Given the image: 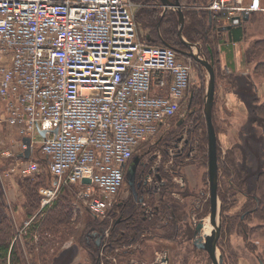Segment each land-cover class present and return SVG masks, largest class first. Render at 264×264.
<instances>
[{"label":"built area","instance_id":"obj_1","mask_svg":"<svg viewBox=\"0 0 264 264\" xmlns=\"http://www.w3.org/2000/svg\"><path fill=\"white\" fill-rule=\"evenodd\" d=\"M138 6L132 0H0V121L22 139L44 131L39 148L57 184L41 189L42 205L61 184H73L83 207L105 216L135 152L186 97L192 67L179 56H190L142 41ZM207 8L218 13L217 23L234 26L260 6L258 0H213ZM28 161L23 174L38 170Z\"/></svg>","mask_w":264,"mask_h":264},{"label":"rangeland","instance_id":"obj_2","mask_svg":"<svg viewBox=\"0 0 264 264\" xmlns=\"http://www.w3.org/2000/svg\"><path fill=\"white\" fill-rule=\"evenodd\" d=\"M132 1L139 5L136 9L137 12L141 6L138 2ZM249 2L250 0H241L243 5ZM161 6L164 9L163 5ZM261 6L264 8V0H261ZM257 13L259 14L254 17V20L244 25L246 27L244 39L233 46L231 45L232 58H229L227 49L222 50L220 48L222 45L228 47L226 33L218 34V37L216 36L211 44L214 48L213 51H218L213 59L215 95L212 116L218 144L219 178L217 190L221 202V214L218 217L220 228L216 243L223 256V264H264V220L252 214L258 207V200L249 199L250 196L260 198L257 179L264 171V113H260V110L257 109L264 102V70L256 72L254 67L255 62L258 63V61L255 60L247 64L244 56L245 50L250 48L255 40L264 37V11ZM137 29L142 38L144 33H142L138 23ZM217 38L223 44L216 43ZM194 43L197 44L196 49L195 47H188V50L190 52L195 51L202 57L204 54L209 59L204 51L203 43L198 41ZM179 58L190 63L192 67L191 81L186 97L171 121L163 126L157 135L141 148L140 152L137 150L134 157L139 156L140 159L148 162L147 168L151 171L150 182L157 173L163 175L166 172L171 177L169 181L173 184V190L177 191L175 196L181 197L179 193L185 196L182 204L185 205L186 209L185 227L189 231V236L186 243L178 240V247L174 250L175 252L172 250L176 264H182L181 261L184 258H186V264H214L213 257L208 251L194 245L195 239L200 237L203 231L195 236L196 225L206 220L211 221L212 215L207 138L206 159V153L198 147L202 138L207 137L208 133L204 100L209 84V73L193 57L188 59V57L179 56ZM260 60L264 61V51ZM192 92L201 96L202 105L196 106L195 100L190 102L189 93ZM197 115L198 121H196ZM181 120L185 121L181 128L176 130L177 123ZM166 130H175L174 137L176 136V138L182 137L181 132L186 134L177 143L178 147L169 149L167 155L160 151L163 149L162 145H158ZM191 135L194 144L189 142L188 145H185L186 137L192 142ZM30 138L34 139L36 144L32 147L29 159L38 163V170L32 174H23L22 171L29 161L18 156L25 150L21 136L15 128L0 121V215L7 217L14 226V230L17 232L16 236L21 240L29 264H33L31 259L37 260L36 252L31 253L27 249L23 237L26 236V229L32 225L31 222L33 220L41 222L43 217L48 219L46 221L49 225L44 230H42L43 228L35 230L34 240L32 239L35 243L40 239L39 245H41V239L46 238L43 245L47 250L40 248L41 259L39 258L38 264H88L89 255L78 243L77 236L75 234V237L66 236L65 233L61 241L59 231L64 232L67 227L80 230L84 219L91 216L92 213L83 207L78 195L79 188L75 193L73 189L65 188L69 184H61L53 200L48 205H42L41 189L50 187L53 183L55 185L57 181L45 169V160L39 150L41 135L37 132L33 136L30 135ZM188 148L189 150H187ZM6 152L11 155H7ZM181 152L185 155L188 153L189 156L182 157L183 155L180 154V159L176 160L174 156ZM234 163L241 171L240 177L233 173L234 166L232 165ZM45 173L48 175L38 179L37 176ZM31 188L35 190L38 207L31 204L29 194ZM64 188L66 190L62 191ZM60 193L67 195L68 200L71 197L74 200H72V206L75 207L76 213L69 225L64 222L63 226H58V223L52 222L50 219L52 208L58 202ZM127 193V188L122 187L119 197H125ZM41 231L44 232L39 238ZM94 235L97 238L90 240L98 241L101 238L98 234ZM146 240V246L137 247L131 256L132 258L130 257L132 260L135 259L134 264H166L163 260L167 257L165 254L167 250L158 251L155 241L147 237ZM49 244L52 246L48 247Z\"/></svg>","mask_w":264,"mask_h":264},{"label":"trees","instance_id":"obj_3","mask_svg":"<svg viewBox=\"0 0 264 264\" xmlns=\"http://www.w3.org/2000/svg\"><path fill=\"white\" fill-rule=\"evenodd\" d=\"M138 2L141 7L138 9V11L135 14L136 22L138 23V26L140 29H142L143 36L140 39L142 41L147 42L148 44H155V45H167L170 47L179 46V48H185V45L181 41V39L178 36V26H179V13L176 10L169 9L164 13L162 9V3L161 0H134ZM175 1V0H172ZM180 4L182 6L184 15H185V24L183 27V35L184 37L191 41V42H201L204 46V51L209 56V59L213 61L218 51H213L214 48L212 47V41L216 39V36L218 37V34L226 33L227 38L226 42L228 43V47H223V45L220 47L222 50H228V56L229 58H232V49L231 45H235L236 43L242 41L246 35V27L244 26L246 23L251 22L254 20L255 16H257V12L251 13L248 20H242V22L238 25L232 26L229 30H221L220 28L223 25V23H217V18L219 17L218 13L211 12L207 7L213 0H179ZM213 37V38H212ZM218 39V38H217ZM216 41V40H215ZM216 43H222L220 39L216 41ZM224 48V49H223ZM264 51V37L255 40L251 47L247 48L245 50L244 56L246 63H252L255 60L258 61L255 62L254 70L256 72H260L264 70V61L260 60V56ZM218 56V55H217ZM237 85V83H236ZM190 96V102L195 100V105H202V98L199 94H193L189 93ZM260 110V113H264V102L259 105L257 108ZM196 121H198V115L196 117ZM198 127V123H197ZM174 131L175 130H166L164 133L162 139L158 142V145L161 146L163 149H160L161 152H163L165 155L168 154L169 149L175 147V138L174 137ZM191 134V133H190ZM173 136V137H171ZM206 138L208 140V133L207 137L202 138V142L198 145L202 150V152H205V159L207 157V146H206ZM192 140V135H191ZM195 140V138H194ZM194 144V141H190V144ZM40 152L43 154L41 149L39 148ZM189 150V148L187 149ZM180 154L184 156H189L188 153L186 155L184 153H178L175 157V159H180ZM19 156V155H18ZM21 159L22 157L19 156ZM44 157V164L45 169H47V172L49 175L53 176V178L56 180V177L51 173L49 169V161L47 157L43 154ZM24 160L28 161L30 159H26L23 157ZM188 158V157H186ZM233 168V173L237 175V177L241 176V171L238 169L237 165L235 166V163ZM48 173H45L43 175L37 176L38 179H42L44 175H48ZM166 172L163 173L162 177L166 176ZM233 174V175H234ZM54 183L52 186L53 187ZM49 187V186H47ZM66 189H73L74 193L77 191V188L79 186L69 184L68 187L65 186ZM62 189V191L66 189ZM257 188L258 192L260 193V198L249 197V199H256L258 200V207L252 212V214L259 218L264 220V171L261 172V174L258 176L257 179ZM30 194V200L31 204L38 207V200L35 193L34 188H31ZM27 190V191H30ZM162 191L164 192L163 195H169V200L167 201V204H169L171 210L177 214V220L175 222L171 223L169 226H167L163 231L165 233V236H170V238L173 241L180 240L181 242H186L187 238L189 236V231L185 227L186 224L182 222L181 219V212L178 210L177 206L174 204L173 199L170 195V192H177L176 190H173V184L168 187H162ZM36 196V198H35ZM70 198V197H69ZM72 200L73 198L68 200L67 195L64 193H60V197L58 202H56L54 207L52 208V215H50V219H52V222L58 223V226H63L65 223H71L75 216V207L72 206ZM70 201V202H69ZM74 201V200H73ZM116 204V203H115ZM164 206L168 208V205ZM33 209V208H32ZM44 210V209H43ZM113 208L108 212L107 218H101L97 215L92 214L91 216H88L84 219L83 225L80 227V230H76L72 227H67L64 232L62 230L59 231L60 234V240L62 241L65 233L66 236H77L78 243L80 246L87 251L88 253V264H102V259L104 258L102 254V241L98 244L97 240H90L97 238L93 233L95 231H98L99 229L105 230L106 228H109L111 231V237L108 238V243L106 245V251L116 257L122 260L124 264H130L129 259L133 255L135 251L130 249H122L124 246H130L133 244H140V246L143 243V234L148 232L149 230H152L155 227L156 220H141L140 218H137L133 220L129 225L128 223H116L112 217L115 215L113 212ZM41 213V212H40ZM39 215V213H38ZM37 215V216H38ZM47 218L43 217L41 218V222L39 220H33L31 222V226L26 229V236L25 238V246H27V249L31 251V253L36 252L37 260L31 259V262L33 264H38V261L40 262L41 255H40V248H43L45 251V244L44 241L46 238L41 239V245H39L38 242H33L32 239L34 238V233L37 230H44L47 225H49ZM178 222V229H176L175 223ZM65 222V223H64ZM73 223V222H72ZM36 230V231H35ZM121 230H125L126 232H129L131 235H126L123 237L121 236ZM44 231H41L39 234V238L42 237ZM30 233V234H29ZM69 233V234H68ZM75 234V235H74ZM17 232L14 230V226L10 223L9 219L7 217H4L0 215V264H29L28 259L26 258L24 254V249L22 248L23 245L21 243V240L18 239L16 236ZM30 236V237H29ZM30 239V240H29ZM34 240V239H33ZM40 246V247H39ZM49 246H52V244H49ZM142 247V246H141ZM38 251V252H37ZM106 252V253H107ZM105 253V254H106ZM35 255V254H34ZM40 258V259H39ZM182 264H186V258L182 259ZM121 263V264H123Z\"/></svg>","mask_w":264,"mask_h":264},{"label":"flooded vegetation","instance_id":"obj_4","mask_svg":"<svg viewBox=\"0 0 264 264\" xmlns=\"http://www.w3.org/2000/svg\"><path fill=\"white\" fill-rule=\"evenodd\" d=\"M183 44L185 45V48H179V46L177 45L174 46V48L178 51H182L183 53L190 52L188 50V47L190 46H188L185 43ZM184 121L181 120L177 123L176 130L181 128V125H183ZM185 135L186 134L184 132H181L182 137L176 138L175 147H178L177 143L180 142L185 137ZM189 142H190L189 138L186 137L185 145H188ZM134 158L130 161V163L128 164L125 170V180H124L123 187L127 188L128 193L125 197H119V194L117 195V198L115 201L116 204L114 203L113 206L111 207V209L112 208L114 209L113 212H115L114 213L115 215L112 217V219H114L116 223H120V224L128 223L127 225L133 222L134 219L137 220V218H140L141 220H144V221L148 219L156 220L155 227L152 230H149L148 232L143 234L144 239L142 240L143 243L141 246H146L147 244L146 237L149 239H152V241H155L154 243H156V245L158 246V249H157L158 251L159 250L165 251V249L167 250L165 251L166 252L165 254L167 255V257L164 258L163 261L166 262V264H176V259H175L173 251L176 249V247H178V241H173L170 238V236H165V233L163 231L167 226L175 222V220H177L178 218L177 214L173 212V210L169 209L170 206L169 204H167V201L169 200V195L168 194L163 195L164 192L162 191V187L171 186L172 182L169 181L171 177L168 174H166L165 177H162V175H159L157 173L155 178L150 182L149 178L151 176L150 175L151 171L149 168H147L148 162H146L144 159H140L139 164L136 167V175H135L134 183L133 185H131L129 183V180H127V171H128V168L131 162L134 160ZM158 172H159V169H158ZM156 180H158L159 182H157ZM175 194L176 192H172V191L170 192V195L173 199L174 204L177 206L178 210L182 213L181 214L182 222L186 223V212H185L186 209H185V205L182 204L185 199V196L179 193L182 197L181 198V197H176ZM164 204L168 205L169 207L166 208ZM108 212L106 213L105 216L101 218H105V217L107 218ZM178 222L179 220L175 223L176 229H178L179 227ZM94 234H98L101 237L97 241L98 244L102 241L101 251H102L104 258L102 259L101 263L102 264H121L123 263L122 260L110 255L106 251V245L108 243V238L111 237L110 229L109 228H106L105 230L99 229L98 231H95ZM126 235L130 236L131 234L129 232H126L125 230H121L120 237H123ZM194 245L196 246L195 242H194ZM139 246L140 244L137 243V244H133L130 246L126 245L122 249H130V250L136 251L137 247ZM131 258L129 259V262L131 264H134L135 259L132 260Z\"/></svg>","mask_w":264,"mask_h":264},{"label":"water","instance_id":"obj_5","mask_svg":"<svg viewBox=\"0 0 264 264\" xmlns=\"http://www.w3.org/2000/svg\"><path fill=\"white\" fill-rule=\"evenodd\" d=\"M162 5L164 7V13L168 9L176 10L179 13V26H178V35L182 39L183 43L187 44L191 48L195 47L196 49V43L191 42L184 38L183 36V27L185 24V15L182 9V6L180 4L179 0H161ZM245 19H248V16H246ZM232 26L226 25L222 26L221 30H229ZM186 55L193 57L196 61L200 62L208 71L209 73V84L207 87V92L205 95L204 100V111L206 116V122H207V132H208V144H209V175H210V198L212 203V215H211V224L213 226L211 232L209 234L205 235V240L203 238L197 237L195 239V244L197 247L205 249L208 251L211 256L213 257L214 264H223V256L218 250V245L216 243V237L218 235V231L220 228V224L218 223V217L221 214V202L218 196V178H219V168H218V160H217V150H218V144H217V135L216 130L213 123V116H212V110L214 105V95H215V70L213 61L208 59L204 54L203 57L200 56L197 52L191 51L188 53H185ZM41 135H44V131L41 132ZM22 142L27 145V148L25 151L19 154V156H23L26 159H29L31 157V139L28 137H25L22 139ZM140 161V157L137 156L134 158V160L131 162L128 171H127V177L129 180V183L133 185L135 175H136V167L138 166ZM84 183H90L89 179H84ZM204 228V222H200L196 225L195 229V236L198 235Z\"/></svg>","mask_w":264,"mask_h":264},{"label":"bare ground","instance_id":"obj_6","mask_svg":"<svg viewBox=\"0 0 264 264\" xmlns=\"http://www.w3.org/2000/svg\"><path fill=\"white\" fill-rule=\"evenodd\" d=\"M212 228H213V226L210 223V221L209 220H206L204 222V228H203V231L201 233V237L203 238V240H205V235L206 234H209L211 232Z\"/></svg>","mask_w":264,"mask_h":264},{"label":"crops","instance_id":"obj_7","mask_svg":"<svg viewBox=\"0 0 264 264\" xmlns=\"http://www.w3.org/2000/svg\"><path fill=\"white\" fill-rule=\"evenodd\" d=\"M252 2V0H250V2L249 3H251ZM258 2H259V6H260V9L259 10H257V11H254V12H258V11H264V8H262V6H261V0H258ZM162 3V2H161ZM248 3V4H249ZM163 11H164V9H163ZM253 13V12H252ZM251 15V14H250ZM250 15L248 16V19H249V17H250ZM248 19H245V20H248ZM226 26V25H225ZM240 66V65H239ZM16 130V129H15ZM17 131V130H16ZM18 133V132H17ZM22 139V138H21ZM32 150V149H31ZM33 152V151H32Z\"/></svg>","mask_w":264,"mask_h":264}]
</instances>
